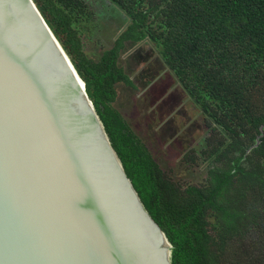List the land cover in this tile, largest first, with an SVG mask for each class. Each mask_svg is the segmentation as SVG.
Masks as SVG:
<instances>
[{
    "label": "trees",
    "instance_id": "trees-1",
    "mask_svg": "<svg viewBox=\"0 0 264 264\" xmlns=\"http://www.w3.org/2000/svg\"><path fill=\"white\" fill-rule=\"evenodd\" d=\"M108 1L127 25L95 59L82 35L95 28L90 0H34L172 243V264H264V0ZM142 41L216 126L202 149L210 168L203 184L183 187L168 176L115 106L118 86L136 87L120 61L126 44Z\"/></svg>",
    "mask_w": 264,
    "mask_h": 264
},
{
    "label": "water",
    "instance_id": "water-1",
    "mask_svg": "<svg viewBox=\"0 0 264 264\" xmlns=\"http://www.w3.org/2000/svg\"><path fill=\"white\" fill-rule=\"evenodd\" d=\"M172 248L34 0H0V264H172Z\"/></svg>",
    "mask_w": 264,
    "mask_h": 264
},
{
    "label": "rangeland",
    "instance_id": "rangeland-1",
    "mask_svg": "<svg viewBox=\"0 0 264 264\" xmlns=\"http://www.w3.org/2000/svg\"><path fill=\"white\" fill-rule=\"evenodd\" d=\"M90 1L95 28H84L82 35L86 53L97 59L113 45L127 19L108 0ZM120 61L128 67L136 87L118 86L115 106L168 176L183 187L206 182L210 168L202 149L206 139L217 133L214 123L149 42H127ZM190 148L194 155L187 162L183 156Z\"/></svg>",
    "mask_w": 264,
    "mask_h": 264
},
{
    "label": "flooded vegetation",
    "instance_id": "flooded-vegetation-1",
    "mask_svg": "<svg viewBox=\"0 0 264 264\" xmlns=\"http://www.w3.org/2000/svg\"><path fill=\"white\" fill-rule=\"evenodd\" d=\"M197 105V104H196ZM200 107V106H199ZM263 130V129H262Z\"/></svg>",
    "mask_w": 264,
    "mask_h": 264
}]
</instances>
